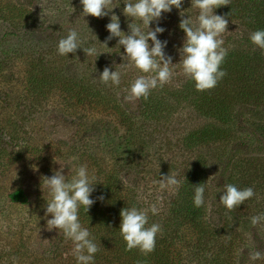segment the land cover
Listing matches in <instances>:
<instances>
[{"label": "rangeland", "instance_id": "374dc122", "mask_svg": "<svg viewBox=\"0 0 264 264\" xmlns=\"http://www.w3.org/2000/svg\"><path fill=\"white\" fill-rule=\"evenodd\" d=\"M123 8L121 0L109 16L93 18L81 15L79 0H0V264L77 262L73 242L46 225V219H51L45 217L51 197L41 178L51 177L60 167L68 179L81 165L94 177L90 198L96 202L87 212L81 207L79 219L95 235L96 216L106 210L105 202L97 197H128L138 209H148L152 203L163 207L164 199L176 191H161L153 181L168 173L180 178L198 155L195 150L184 152L180 145L190 129L205 121L189 107H179L157 121L145 116V99H124V90L140 74L117 67L124 63L118 38L108 41L110 50L100 44L109 36L106 25L112 14L119 17L121 31L128 33L131 20L123 15ZM180 12L191 19L199 14L191 0H183L181 9L162 13L158 23L149 25L165 29L157 38L167 41V56L173 64L180 61L178 49L185 39L177 30ZM242 14L246 19L247 10ZM243 17L228 20L223 47L251 46L249 40L243 42L253 32ZM72 29L79 33L82 48L94 46L102 54L87 56L77 49L74 54L59 55L58 41ZM103 62L122 72L118 87L99 81ZM178 66L174 87L187 79ZM152 92L159 95L157 88ZM15 191L21 192L23 201L10 198ZM247 236L248 245L238 240V263L241 257L237 255L249 262L250 254L258 251L249 246L251 232Z\"/></svg>", "mask_w": 264, "mask_h": 264}, {"label": "trees", "instance_id": "16d2710c", "mask_svg": "<svg viewBox=\"0 0 264 264\" xmlns=\"http://www.w3.org/2000/svg\"><path fill=\"white\" fill-rule=\"evenodd\" d=\"M244 9L248 12L246 19ZM214 14L230 21L243 17L253 32L264 30V0H230L228 6L215 9ZM177 30L184 34L179 24ZM245 37L244 44L250 41ZM251 47L252 43H239L228 49L221 65L227 74L213 89L197 91L189 78L174 87L173 76L170 83L157 88L158 96L152 92L145 100V116L157 121L168 118L179 107H189L205 120L187 130L180 141L184 152L195 150L198 155L177 178L181 185L175 195L164 199L158 214L148 213L149 225L162 226L150 254L126 250L119 232L120 211L135 206L133 200L104 196L106 210L96 216V234L91 235L99 248L93 264H257V260L244 261L243 255H237L240 263L236 260L238 240L244 239L248 245V232L252 234L251 250L264 255V220L251 224L253 216L264 214V50ZM121 49L123 55L122 46ZM103 65L101 70L109 67V63ZM125 120L131 123L129 118ZM203 183L205 203L197 208L193 204L194 187ZM227 184L241 190L251 187L255 195L228 211L219 203ZM10 198L23 201L20 191L13 192ZM107 212H112L113 217ZM260 264H264V257Z\"/></svg>", "mask_w": 264, "mask_h": 264}, {"label": "clouds", "instance_id": "9594fccd", "mask_svg": "<svg viewBox=\"0 0 264 264\" xmlns=\"http://www.w3.org/2000/svg\"><path fill=\"white\" fill-rule=\"evenodd\" d=\"M79 2L83 17L103 18L119 7L121 0ZM122 2L123 15L131 20L128 24V33L121 31L119 17L112 14L110 22L106 25L109 36L100 44L109 49L108 41L118 38L117 46L124 49L121 56L124 63L117 67L123 70L134 69L141 73L131 83L130 88L124 90L127 93L124 97L126 101L134 102L141 98L147 100L152 90L171 82L177 65L182 68L185 76L192 80L197 91L213 89L226 76L227 73L221 70V65L228 54V49L223 47L222 35L228 32V19L222 15H215L214 10L228 6L230 0H191V6L199 10L195 19L183 18L184 12H180L182 18L179 28L185 34V39L182 47L178 49L180 61L177 64H173L172 57L165 54L167 41L162 42L157 38L165 29L159 26L153 29L149 25L152 22L158 23L162 13H168L173 8L181 9L183 0H122ZM72 10L75 11L74 8ZM88 32L97 41L90 29ZM249 38L254 46L253 50L256 48L264 50V30L252 32ZM81 44L79 33L72 29L65 38L58 41V54L67 56L70 53L74 54L77 49H82L87 56L98 57L102 54H98L94 46L82 48ZM121 75V71L105 67L99 75V81L105 85L118 87L121 84ZM62 172L63 168L60 167L51 177L41 178L51 197L46 203L45 210V217L51 216V219H46L47 229L60 230L65 238L73 242V254L77 264H93L99 248L91 238L89 230L82 227L79 210L83 207L87 212L96 202L90 198L94 191V177L89 176L85 165L78 167L71 179ZM176 176V173H168L153 183L158 184L161 191H178L181 181ZM204 192V183L194 187L195 207L204 205ZM222 193L219 203L228 211L235 210L255 195L253 188L241 190L233 184L225 185ZM97 199L103 200V196ZM149 211L158 214L157 204L152 203L148 209H138L135 206L121 209L119 232L126 242V250L139 249L145 255L155 250L156 237L162 233V226L158 223L148 224ZM262 220L264 214L253 216L251 224L255 226ZM261 255V252L253 251L250 259L255 261L260 259Z\"/></svg>", "mask_w": 264, "mask_h": 264}]
</instances>
